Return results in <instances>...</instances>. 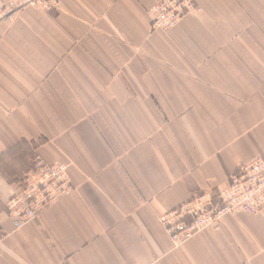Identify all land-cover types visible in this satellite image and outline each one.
<instances>
[{
    "label": "crops",
    "instance_id": "obj_1",
    "mask_svg": "<svg viewBox=\"0 0 264 264\" xmlns=\"http://www.w3.org/2000/svg\"><path fill=\"white\" fill-rule=\"evenodd\" d=\"M9 0H0V9ZM58 0L0 23V264H264V211L173 248L160 217L264 160V0ZM34 156L74 191L14 230L5 203Z\"/></svg>",
    "mask_w": 264,
    "mask_h": 264
},
{
    "label": "built area",
    "instance_id": "obj_2",
    "mask_svg": "<svg viewBox=\"0 0 264 264\" xmlns=\"http://www.w3.org/2000/svg\"><path fill=\"white\" fill-rule=\"evenodd\" d=\"M198 0H158L146 11L152 30L166 33L186 16L201 12ZM58 0H9L0 9V23L13 19L26 7L55 10ZM63 163H47L35 157L26 171L13 182L5 203L14 230L37 219L44 210L68 197L75 189ZM264 211V160L257 158L230 174L217 190H205L164 213L159 221L173 248H180L196 235L216 228L220 221L237 214Z\"/></svg>",
    "mask_w": 264,
    "mask_h": 264
},
{
    "label": "rangeland",
    "instance_id": "obj_3",
    "mask_svg": "<svg viewBox=\"0 0 264 264\" xmlns=\"http://www.w3.org/2000/svg\"><path fill=\"white\" fill-rule=\"evenodd\" d=\"M35 157H37V156H34L33 159H34ZM33 159H32V160H33ZM32 160H31V161H32ZM30 163H31V162H30ZM29 165H30V164H29ZM28 167H29V166H28ZM23 173H24V172H23ZM23 173H22V174H23ZM22 174H21V175H22ZM19 177H20V176H19Z\"/></svg>",
    "mask_w": 264,
    "mask_h": 264
}]
</instances>
